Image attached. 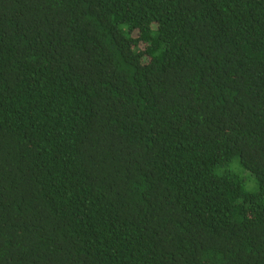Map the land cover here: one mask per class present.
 I'll list each match as a JSON object with an SVG mask.
<instances>
[{
	"label": "trees",
	"instance_id": "16d2710c",
	"mask_svg": "<svg viewBox=\"0 0 264 264\" xmlns=\"http://www.w3.org/2000/svg\"><path fill=\"white\" fill-rule=\"evenodd\" d=\"M0 264H264V0H0Z\"/></svg>",
	"mask_w": 264,
	"mask_h": 264
}]
</instances>
